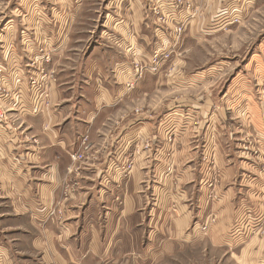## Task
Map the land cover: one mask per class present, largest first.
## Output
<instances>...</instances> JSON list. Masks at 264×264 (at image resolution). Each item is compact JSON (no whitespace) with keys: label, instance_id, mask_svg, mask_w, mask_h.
I'll use <instances>...</instances> for the list:
<instances>
[{"label":"rangeland","instance_id":"rangeland-1","mask_svg":"<svg viewBox=\"0 0 264 264\" xmlns=\"http://www.w3.org/2000/svg\"><path fill=\"white\" fill-rule=\"evenodd\" d=\"M121 61L130 72L142 69L141 78L149 75L139 86L128 81L126 86L139 92L103 120L127 118L137 107L161 109L165 120L157 148L170 144L166 171L192 167L189 149L195 166L199 153L204 171L198 181L202 190L180 174L183 193H172L195 211L187 237L169 245L164 239L166 254L148 262L264 264V0H0V126L8 119L11 130H22V116L5 110L8 99L18 109L19 98L10 91H34L32 81L43 75L48 95L64 84L112 83L110 72ZM14 71L25 86L11 77ZM200 98L217 104L218 125L195 129L202 121L196 113ZM235 99L236 105L229 103ZM239 115L243 118H235ZM219 154L227 162L221 169ZM129 162L132 171V160L123 167ZM179 177H171L173 183ZM17 199L0 186V237L10 240L18 262L29 244L21 245L15 231L30 227L12 206ZM196 221L201 232L192 235ZM115 258L110 264H137L130 255Z\"/></svg>","mask_w":264,"mask_h":264},{"label":"crops","instance_id":"crops-1","mask_svg":"<svg viewBox=\"0 0 264 264\" xmlns=\"http://www.w3.org/2000/svg\"><path fill=\"white\" fill-rule=\"evenodd\" d=\"M139 13L133 8V16ZM133 28L136 29L135 24ZM148 36H143V40ZM116 65L114 74L110 72L112 83L100 84L95 79L93 87L86 80L78 88L64 84L50 89L49 104L36 114L29 113L34 102L30 91H10L20 96L18 109L12 108L13 102L8 99L5 110L14 111L13 115L17 111L22 116V130H11L8 119L3 120L4 127L0 126V186L6 194L18 197L12 206L19 209L16 214L25 218L30 230L21 227L15 231L22 238L21 245L29 244L26 253L20 254L26 258H18V262L10 249V240L6 242L0 237V264H110L119 260L115 255H130L137 264H150L148 257L168 251L164 239H168L165 244L169 245L187 237L185 231L195 211L189 208L187 199H177L172 193L183 191L180 174L191 176L195 190H202L198 189L204 173L199 153L196 166L194 152L189 149L187 157L193 159L192 167L166 171V146L170 144L164 141V148H157V140L163 135L158 130L165 120L161 109L154 112V108L137 107L127 118L103 120L109 112L122 107L125 99L139 92L135 87L129 89L126 83L129 81L127 85L132 86L136 80L139 86L148 74L139 78L122 61ZM11 77L17 80L15 71ZM242 93L239 91L237 96ZM235 101L229 103L236 105ZM216 105L200 98L196 113L202 121L195 129L200 130L203 124L218 125ZM84 138L87 150L83 158L72 160L71 154L83 148ZM145 142L149 149L143 148ZM128 160L133 165L125 178L122 167ZM223 161L226 162L225 156L217 155L220 169ZM161 177L162 182L157 180ZM171 177L179 179L173 183ZM233 188L229 187L227 192ZM53 207L62 209V220L48 217ZM223 212L219 209L218 217ZM198 223L194 222L192 235L201 232ZM158 226L165 231H159Z\"/></svg>","mask_w":264,"mask_h":264},{"label":"built area","instance_id":"built-area-1","mask_svg":"<svg viewBox=\"0 0 264 264\" xmlns=\"http://www.w3.org/2000/svg\"><path fill=\"white\" fill-rule=\"evenodd\" d=\"M150 69L151 70L154 69V66H151ZM142 72H143L142 69L141 70L136 69V75L138 77H141ZM44 76H46V75L41 76V78L39 80L36 78V81L33 80L32 84H31V87H33L35 90V91H30V94L32 93V97L34 99L32 109H31L32 113H34V114L40 112L41 109L43 108V106L46 107L49 104V101H47V98H48V90L50 88V85L48 88H46L47 82L45 81ZM19 80H20V78H18L16 82H20ZM21 81L24 82L23 80H21ZM49 82H50V79H49ZM43 89H45V90H43ZM14 94L18 98H20V96H18L17 92H14ZM85 140H86L85 138L82 140L83 148L81 150L76 151V152L71 154V158L73 160H79V159L83 158L84 151L87 150V145L85 144ZM129 167H130V162L127 163V166L123 167L122 170L125 173L126 172L128 173L130 171ZM70 190H73V187H70ZM63 216H64V214H63V211L61 208L53 207V208L49 209V211H48V217L50 219H54V220L56 219V220L60 221L63 219Z\"/></svg>","mask_w":264,"mask_h":264},{"label":"bare ground","instance_id":"bare-ground-1","mask_svg":"<svg viewBox=\"0 0 264 264\" xmlns=\"http://www.w3.org/2000/svg\"><path fill=\"white\" fill-rule=\"evenodd\" d=\"M152 65H154L155 66V64H152ZM154 69H155V67H154ZM35 91V90H34Z\"/></svg>","mask_w":264,"mask_h":264}]
</instances>
